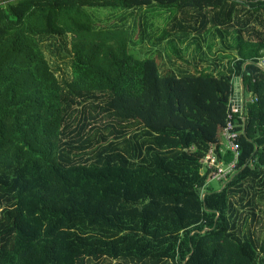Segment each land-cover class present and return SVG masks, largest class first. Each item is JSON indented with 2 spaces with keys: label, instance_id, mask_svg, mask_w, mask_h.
<instances>
[{
  "label": "trees",
  "instance_id": "16d2710c",
  "mask_svg": "<svg viewBox=\"0 0 264 264\" xmlns=\"http://www.w3.org/2000/svg\"><path fill=\"white\" fill-rule=\"evenodd\" d=\"M263 54L264 0H0V264H264Z\"/></svg>",
  "mask_w": 264,
  "mask_h": 264
},
{
  "label": "built area",
  "instance_id": "2783aa9c",
  "mask_svg": "<svg viewBox=\"0 0 264 264\" xmlns=\"http://www.w3.org/2000/svg\"><path fill=\"white\" fill-rule=\"evenodd\" d=\"M257 64L264 68V54L258 58ZM242 108L243 97L239 90H234L229 97L225 122L222 128L224 146L233 153V158L229 162L223 163L216 159L212 150H209L201 159V162L204 163L207 168H214L210 174L213 179H226L235 169V162L239 154V143L237 141L239 131L236 129L235 119L241 116Z\"/></svg>",
  "mask_w": 264,
  "mask_h": 264
},
{
  "label": "rangeland",
  "instance_id": "374dc122",
  "mask_svg": "<svg viewBox=\"0 0 264 264\" xmlns=\"http://www.w3.org/2000/svg\"><path fill=\"white\" fill-rule=\"evenodd\" d=\"M153 25H161V19L158 17L153 18L152 20ZM67 47H70V35L67 37ZM44 55L48 60V63L50 64L51 68L55 71L57 77L61 79L62 77L70 78V66H69V60L68 58H60L58 56L57 51L54 49L53 45L46 46V44L43 45ZM199 67H201L199 65ZM210 185L214 188L218 189L220 187V183L212 179L210 181ZM256 216L254 221H250V215L247 212L248 215V225L250 227V230L254 233L255 237H258V239H261L264 236V201L257 206L256 210Z\"/></svg>",
  "mask_w": 264,
  "mask_h": 264
}]
</instances>
